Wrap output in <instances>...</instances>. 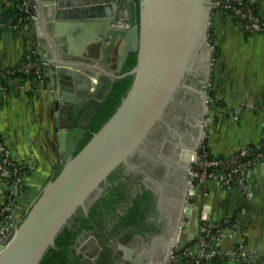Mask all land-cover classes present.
Masks as SVG:
<instances>
[{"label": "water", "instance_id": "1", "mask_svg": "<svg viewBox=\"0 0 264 264\" xmlns=\"http://www.w3.org/2000/svg\"><path fill=\"white\" fill-rule=\"evenodd\" d=\"M39 6L34 25L41 22L54 44L52 52L44 45L52 64L63 166L17 229L0 242V264H41L63 231L99 198L111 174L142 149L180 89L203 94L197 142L192 143L188 131L183 153L197 150L207 124L213 0H139V19L135 0H41ZM132 51L137 62L121 73ZM128 75L132 84L114 113L74 155L100 102L117 79ZM192 198L186 219L192 214ZM190 220L195 226L196 216ZM90 241L99 248L92 236L79 251Z\"/></svg>", "mask_w": 264, "mask_h": 264}, {"label": "crops", "instance_id": "2", "mask_svg": "<svg viewBox=\"0 0 264 264\" xmlns=\"http://www.w3.org/2000/svg\"><path fill=\"white\" fill-rule=\"evenodd\" d=\"M251 1L264 18V0ZM0 3L12 5L15 0H0ZM211 29L218 55L211 75L214 100L209 102L212 107L206 124L210 126L208 144L213 154L226 155L242 145L259 142L264 135V34L245 32L237 19L223 10L213 13ZM50 37L41 22L37 26L29 23L12 30L0 29V70L17 65L33 54L47 52L44 44L52 52L54 44ZM51 66L32 90H20L14 80L8 97L0 99V135L10 142L19 158L37 163L26 178L29 187L23 198H28V203L32 200L29 197L41 192L57 167L63 165ZM4 180L0 175V207L6 201ZM245 183L247 190L239 186L223 188L216 181H208L205 193L198 187L201 193L194 205L206 206L214 218L230 217L245 226L244 239L225 236L218 247L242 244L253 258L264 261L262 164L247 172Z\"/></svg>", "mask_w": 264, "mask_h": 264}, {"label": "flooded vegetation", "instance_id": "3", "mask_svg": "<svg viewBox=\"0 0 264 264\" xmlns=\"http://www.w3.org/2000/svg\"><path fill=\"white\" fill-rule=\"evenodd\" d=\"M202 114V90L180 89L163 121L151 132L142 149L128 159V164H121L108 179L99 198L110 195L117 187L112 207L97 201L98 198L87 213L75 219L71 234L82 226L84 217L90 218L86 225L94 226L83 228L71 245L83 260L93 264H160L168 260L191 200L187 160L189 155L192 158L193 152L186 151L182 156L181 149L189 143L188 131L194 136L192 143L196 141L199 135L197 123ZM145 191L152 192V196L142 201L135 221H125L124 216L134 205V199ZM198 196L196 192L192 205L198 201ZM199 209L191 217L197 216ZM94 229H97V235ZM92 236L99 248L95 249L90 241L84 251H79Z\"/></svg>", "mask_w": 264, "mask_h": 264}, {"label": "built area", "instance_id": "4", "mask_svg": "<svg viewBox=\"0 0 264 264\" xmlns=\"http://www.w3.org/2000/svg\"><path fill=\"white\" fill-rule=\"evenodd\" d=\"M215 10L230 11L231 15L237 18L240 26L245 32L264 34V18L257 14L252 1L249 0H213ZM19 9L24 16L17 20H4L0 27L16 29L25 23V20L34 24L39 19V2L37 0H17ZM27 22V21H26ZM213 45V44H212ZM214 47V45H213ZM50 66L48 54L43 51L36 59L28 60L1 71L3 78L16 73L31 74L41 77ZM20 90L30 91L34 84L28 80L25 82L17 80ZM96 82V80H93ZM94 84V83H93ZM9 90L0 80V99L9 95ZM214 100L211 95L209 102ZM195 157L189 168V196H195L198 191V184L202 193L206 192L201 184L208 181H216L221 187L229 188L239 186L247 190L246 174L258 164L264 167V135L256 143H248L226 155H215L206 146L198 147ZM37 166L33 159L19 158L12 148L10 142L0 135V175L4 177L3 189L6 201L0 208V242L5 241L10 232L17 229L22 220V213L17 209H27L24 197L23 186L27 185V176ZM36 196L33 200L37 198ZM193 205L192 214L197 210ZM199 209V208H198ZM191 214V216H192ZM190 216V217H191ZM193 218V217H192ZM197 223L193 226L190 218H184L180 226L178 237L171 249L168 260L164 264H264V261L253 258L251 253L242 244H236L225 249L217 246L225 236L239 237L244 239L246 228L243 224L230 217L214 218L209 209L202 206L196 216ZM183 245L180 247V245ZM212 246H216L212 248ZM223 257L224 261L215 262L214 258Z\"/></svg>", "mask_w": 264, "mask_h": 264}, {"label": "trees", "instance_id": "5", "mask_svg": "<svg viewBox=\"0 0 264 264\" xmlns=\"http://www.w3.org/2000/svg\"><path fill=\"white\" fill-rule=\"evenodd\" d=\"M135 1L137 2V17L139 19V0H135ZM18 4L19 3L17 2V0H15V3L12 5L0 3V22L4 21L6 19L15 21L19 17L24 16V12L19 9ZM252 5L254 6L257 14H260L258 12V8H257L256 4L253 2ZM226 12L231 14L230 11H226ZM25 23H30V22H29V20H25ZM0 29L1 30H12V28H9L8 26L0 27ZM209 33H210L209 41L214 45V59H215L218 55V47L215 44V39L213 36L212 29H210ZM247 33H250V32H247ZM38 56H39V54H33V55L27 57L26 59H24L22 62H20V64L27 62L28 60H31V59H36ZM136 62H137V52L132 51V52H130L128 59H127L125 65L123 67V73L129 71L133 66H135ZM6 69L7 68L0 70V73H1V71L2 72L5 71ZM44 74H43V76H44ZM43 76L38 78V77H35L31 74L16 72V73H13V74L5 77V78H3L1 76L0 80L4 85H6L8 87V90L10 91L11 90V82L14 80H19L22 82L30 80L34 85H36L43 78ZM132 81H133V77L131 75H128V76L119 78L114 82V84H113L111 90L109 91L106 99L104 101L100 102L98 108L94 111L92 117L90 118V120L86 124L85 133H84L83 137L81 138L79 144L75 148V150L73 152L74 155L77 154L83 148V146L93 136V133L96 132L107 121V119L114 113L117 106L120 104L122 98L125 96L130 85L132 84ZM212 93H213V91L210 90L209 94L211 95V97H212ZM62 166L63 165H60L59 167H57V171H56L55 175L53 176V178L60 172V170L62 169ZM28 171L32 172L30 170H28ZM114 174H115V171L111 174L109 179H111L114 176ZM28 187L29 186L25 185V186H23V189L26 190V189H28ZM198 187H199V184H198ZM116 188L117 187H114V190L111 191L110 195H108L106 197H101L97 201L103 202L104 204L112 207V204H111L112 201L116 200V195H115L116 194ZM197 192L199 194L201 193L200 188H198ZM39 194H40V192L34 194L33 197H29V198L30 199L32 198V200H33ZM152 194L153 193L150 191H145L144 194L139 195L137 198H135L134 199V205L131 207V210L129 211L128 215L124 216L125 221H127V222L135 221L138 211L141 210L140 204L142 203V201L144 199L152 196ZM26 199H27V202H26L27 209L24 213L22 212V218H24L26 212L28 211V209L30 208V206L32 204V200L28 203L29 199L28 198H26ZM198 200H199V196H198ZM93 207H94L93 209L95 210L97 208V204H95ZM111 207H109L108 209H110ZM19 211H20V209H17V212H19ZM79 217L80 216H78L76 219H79ZM89 219L90 218L84 217L83 221L81 223L82 226L73 234H71L72 229L66 228L63 231V233L57 238L55 247L52 248L47 253V255L45 256V258L41 264H93L92 262H87V261L83 260L82 255L77 254L76 250L71 247L75 238L82 231L83 228H86V227L94 228V226L86 225V223H88ZM94 233L97 235V233H98L97 229H94ZM214 261L215 262H222V261H224V259H223V257H216V258H214ZM187 264H188V262H187Z\"/></svg>", "mask_w": 264, "mask_h": 264}, {"label": "rangeland", "instance_id": "6", "mask_svg": "<svg viewBox=\"0 0 264 264\" xmlns=\"http://www.w3.org/2000/svg\"><path fill=\"white\" fill-rule=\"evenodd\" d=\"M239 22V21H238ZM50 66H51V63H50ZM211 105H209L208 106V113H207V120H208V117H209V110L211 109ZM208 128H210V126L209 127H207V126H205V130H204V135L206 136V137H204L205 139L202 141V139H201V141L199 142V144L200 145H198V147H201V146H204V145H206L208 148H209V144L207 143L208 142V133H210V132H208L209 130H208ZM197 140V139H196ZM197 142V141H196ZM195 142V143H196ZM210 149V148H209ZM195 152H197V151H195ZM194 152V153H195ZM184 153H185V151H184ZM184 153L182 152L181 154H182V156H185L184 155ZM185 158V157H184ZM185 160H187V159H185ZM188 162H187V166L189 167V165H191V163L193 162V160L192 161H190V160H187ZM206 184L207 183H202L201 185L204 187V188H206Z\"/></svg>", "mask_w": 264, "mask_h": 264}, {"label": "bare ground", "instance_id": "7", "mask_svg": "<svg viewBox=\"0 0 264 264\" xmlns=\"http://www.w3.org/2000/svg\"><path fill=\"white\" fill-rule=\"evenodd\" d=\"M193 154V156H192V158L190 157V155H189V160H194V157H195V154H194V152L192 153Z\"/></svg>", "mask_w": 264, "mask_h": 264}]
</instances>
